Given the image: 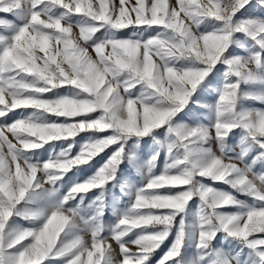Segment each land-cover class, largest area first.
<instances>
[{
	"label": "snow or ice",
	"instance_id": "snow-or-ice-1",
	"mask_svg": "<svg viewBox=\"0 0 264 264\" xmlns=\"http://www.w3.org/2000/svg\"><path fill=\"white\" fill-rule=\"evenodd\" d=\"M0 264H264V0H0Z\"/></svg>",
	"mask_w": 264,
	"mask_h": 264
},
{
	"label": "rangeland",
	"instance_id": "rangeland-1",
	"mask_svg": "<svg viewBox=\"0 0 264 264\" xmlns=\"http://www.w3.org/2000/svg\"><path fill=\"white\" fill-rule=\"evenodd\" d=\"M133 2H134V0H133ZM57 59H60V57H57ZM250 106L255 107V108L261 107V105L259 103H253ZM17 111H19V110H17ZM81 135H83V134H81ZM101 155H103V154H101ZM226 187L227 186H225V188ZM117 191H118V189H117ZM117 251H118V248H117Z\"/></svg>",
	"mask_w": 264,
	"mask_h": 264
},
{
	"label": "crops",
	"instance_id": "crops-1",
	"mask_svg": "<svg viewBox=\"0 0 264 264\" xmlns=\"http://www.w3.org/2000/svg\"><path fill=\"white\" fill-rule=\"evenodd\" d=\"M94 3H98V0H93ZM259 108V107H258Z\"/></svg>",
	"mask_w": 264,
	"mask_h": 264
}]
</instances>
